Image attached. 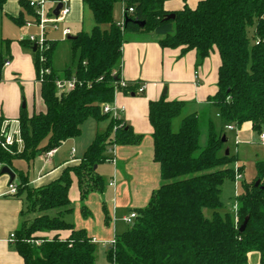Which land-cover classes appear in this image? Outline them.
I'll return each instance as SVG.
<instances>
[{"label": "trees", "instance_id": "16d2710c", "mask_svg": "<svg viewBox=\"0 0 264 264\" xmlns=\"http://www.w3.org/2000/svg\"><path fill=\"white\" fill-rule=\"evenodd\" d=\"M81 1L91 12L94 25L89 32L81 30L68 40L72 68L60 73L53 69L56 41L48 39L34 51L27 39L18 41L30 51L44 105L43 110L31 114L20 108L21 148L3 147L0 141V170L8 167L14 172L15 179L9 184H15L14 196L24 197L31 215L24 221V212L20 214L13 238V248L23 264H94L93 239L84 228L65 221L63 214L73 209L68 197L72 176L77 181L80 211L88 215L84 202L92 193L102 194L105 187L94 166L106 161L111 145H138L143 140L144 136L134 133L123 119L113 120L102 112L103 104L113 102L115 87L134 93L138 86L128 82L119 87L122 46L128 33H152L162 48L180 47L181 54L194 50L196 67L216 50L220 64L216 92L206 99L208 108L184 114L185 101L161 97L148 102L152 155L161 183L144 207L133 210L136 217L129 228L114 236L106 253L108 262L248 264V253L256 251L258 264H264V160L255 162L253 179L241 184L233 202L235 213L220 212L222 185L226 179L234 180L231 164L235 157L222 152L226 134L216 129L210 116L213 107L225 126L237 130L249 123L257 136L264 132V0H179L181 6L176 10L165 8L168 0H128L126 5L133 12L125 14L122 27L112 15L117 0ZM5 2L0 0V12ZM29 2L19 1L22 12L11 18L16 25L24 23L23 13L33 14ZM169 14L174 17L164 19ZM136 22H144L143 27ZM11 42L0 33V82L4 62L11 59ZM58 78H74L76 85L58 93ZM88 118L107 124L95 131L78 162L63 167L58 177L45 185L30 186L28 176L15 162L30 164L37 155L78 137ZM202 128L206 132L204 147L200 146ZM223 136L225 142H221ZM102 210L108 223L104 202ZM50 211H55L54 215ZM246 217L245 229L240 232ZM65 230L69 235L61 238L58 233ZM49 232L55 234L51 238L37 235Z\"/></svg>", "mask_w": 264, "mask_h": 264}, {"label": "crops", "instance_id": "0c3cea01", "mask_svg": "<svg viewBox=\"0 0 264 264\" xmlns=\"http://www.w3.org/2000/svg\"><path fill=\"white\" fill-rule=\"evenodd\" d=\"M19 1L20 0H6L3 10L0 12V32H4L5 23L12 22L11 18L18 17L22 12ZM62 2L70 8V12L61 23L76 24L82 22L85 10L82 1L62 0ZM180 6L181 2L179 0H168L165 3V8L167 10H176L180 8ZM26 16L30 17L31 15L28 16L23 13V19ZM64 30L70 33L68 27ZM10 55L11 59L9 65L4 67L5 71L3 75L7 80L12 79L13 81L10 82L11 84L0 82V117L8 123L11 121L17 122L21 107L18 108L19 96L17 92L12 94L10 98L5 97V90L8 89L7 87L12 86L13 88V85L15 87L16 83L14 80L18 81L20 84L23 82V77L28 78L29 73H33L34 75L33 85H38L35 81V71L30 51L20 44L16 48H13V43L11 42ZM195 62L196 53L194 50H189L181 54L180 47L162 48L157 42V37L152 33H135L127 37V42L122 46L119 73L121 78L126 82L142 84L144 90L141 95L118 91L115 93L113 103L118 108L122 109L120 112L121 119L130 125L134 133L142 134L144 137L138 145L116 146L115 164L106 160L112 166L113 170L112 176L107 183L108 189L111 190L109 194L105 190L106 187H104L103 193L99 196V200H101L100 212L103 216L102 222L104 226L98 227L96 233L99 232L102 235H108L109 223L104 222L102 202H104L107 212L109 203L112 204L113 212L124 207H129L130 212H132L136 208H141L140 206L146 200H149L151 193L157 189L161 183L159 178V166L153 161L152 155V127L148 120V102L158 100L161 97H165L167 100L185 101L187 105L184 114L200 111L209 107L206 99L208 96L213 95L217 89V72L220 64L218 52L216 50L213 51L198 67L195 66ZM43 109L44 105H42L41 110ZM210 116L212 120L213 117L219 119L217 110L213 107L210 108ZM106 124L107 122L105 126ZM221 125L223 126L220 129L224 131L236 132L238 142L247 138L250 133H254L249 123H244L237 130L227 129L222 122ZM216 129L220 130L218 128ZM97 130L98 128L96 127V131ZM61 145L56 148L52 156L46 159L47 162L45 166H49L51 169L47 172H38L35 178L30 176V173L26 170L24 165L22 166L20 163H16V167L28 176L30 186L33 188L43 186L58 177L63 167L78 162L79 158L73 157L75 151L73 153L71 151L69 155L58 156ZM223 150L224 147L222 152H225ZM43 154L44 153L39 154L36 157L41 158ZM108 156L109 154L107 153V157ZM235 159L238 165L244 168L239 159ZM55 163H58V165H55ZM24 164L29 166L26 161H24ZM96 170L103 178V175L100 173L102 171L98 169V165L96 166ZM122 172H127L131 176L129 182H126L125 178H123ZM241 172L243 174V169ZM134 175L138 180V185L132 183ZM110 181L114 182V186L108 185ZM9 182V177L7 175L3 174L0 176V264H23V260L13 248V242L9 240V236L19 227L20 214L25 211L26 204L22 196L17 197L8 194ZM120 184L124 185L121 187ZM123 191L129 195L126 200H123L122 196H120ZM107 196L111 199H107ZM68 197L71 203L73 201H79V190L74 176H72ZM87 199L85 201L86 205L88 204ZM124 217L126 216L124 215L121 217V221L123 222H125L123 220ZM123 231L125 230H120V233ZM111 233L113 237L116 235V220ZM54 234L55 232L40 233V235L47 236L48 238H51ZM58 234L61 238H66L69 235V231H60ZM91 234L92 236L88 235L94 241L95 235H93V233ZM109 241L110 240L107 242Z\"/></svg>", "mask_w": 264, "mask_h": 264}, {"label": "rangeland", "instance_id": "374dc122", "mask_svg": "<svg viewBox=\"0 0 264 264\" xmlns=\"http://www.w3.org/2000/svg\"><path fill=\"white\" fill-rule=\"evenodd\" d=\"M124 6L123 2L121 0H117L114 3L113 6V19L115 21H119L123 18V15L121 13V8ZM30 17H25L24 20H29ZM94 25L92 14L91 12L85 7L83 19L82 22L76 23V24H62L61 22L57 24L56 30H48L46 34L47 39H52L56 41V48L53 54V60H52V67L55 71L58 73L62 72L63 69L70 67H73V60H72V52H71V43L66 39L67 36L63 34V30L68 27L70 29V36H75L79 31L83 30L85 32H89L92 26ZM4 32H0L2 37H7L12 40L13 48H16L19 46V40L26 38L29 34H37L36 28L26 27L25 25H16L13 22L5 23L4 24ZM128 36L130 33L127 34ZM5 69V68H4ZM3 69V74L4 70ZM2 74V80L1 82H5L7 84H11L12 79L7 80L4 78V75ZM33 73H29L28 78L23 77V82L20 84L18 81L14 80L16 83V86L13 88L12 86L7 87L8 89L5 90V94L7 98H10L12 94L16 93L19 96V102H18V108L22 107L23 102H25L26 105V111L27 113L32 112H38L42 109V100L40 98L39 94V87L38 85H33ZM18 83V84H17ZM141 95V94H137ZM180 118L176 119L173 123V128L176 129L178 121ZM213 121L215 124V127L220 129L223 125H221V122L218 118L213 117ZM107 121H101L99 123H96L92 118H88L83 124L81 128V134L73 139H70L66 141L61 147L59 148L58 156L61 155H69L72 150H74L73 157L80 158L85 151L86 147L89 145L91 140L93 139L94 131H96V127L98 130H101L104 128L105 123ZM10 126V132L12 134H15L16 138L18 137V123L15 121L9 122ZM226 134L227 141L224 143V150L229 151L230 156H234L235 158L239 159L241 165L244 167L238 165L236 162V159L233 158L232 162V168L235 171V168L239 172L243 169L242 178L239 181H234L233 179H226L222 185V191L220 195V199L223 202V208L220 210V212L224 211H230L233 213L232 205L235 201V197L241 190V184L243 182H250L254 175H255V162L264 160V144H262L259 141V137L255 133H250V135L247 136V138H244V140H241L238 142L236 138V132L234 131H224ZM206 143V132L202 128L201 129V136H200V146L204 147ZM58 159V158H57ZM71 159V158H69ZM46 157L44 154L41 156V158L36 157L33 162L27 166L24 164V161L18 160L15 163H20L22 166L24 165L26 170L30 173L31 177H36L38 175V172H47L51 168L46 165ZM55 165H58V163H55ZM238 166V167H237ZM98 169L102 172H100L103 175L104 183H105V190L107 193L110 194V190L108 189L107 183L112 176L113 170L112 166L107 162H103L98 164ZM123 178H125L126 182L131 180V176L127 172H122ZM133 184L138 185V180L136 179L135 175L133 176ZM121 185V184H120ZM124 185V184H123ZM121 185V187L123 186ZM25 196V194H23ZM99 196L101 194L98 193H92L88 196V206L89 214L83 215L80 211L82 203L80 201H73L71 203V207L73 208L72 211L66 212L63 214V219L71 224H73L76 228H84L87 231V234L92 236L95 235V240L93 241L95 243V260L94 264H110L108 262L106 253L107 249L110 247L108 240H111L113 238L112 229L115 226V220H116V234L120 233V230H126L129 228L131 223H126L121 221L122 216H128L130 209L129 207L121 208L117 211L113 212L112 204L109 203L108 207V215H109V229H108V235H102L99 232L96 233L97 228L104 226L103 225V216L100 212V206H101V200H99ZM123 200L128 198L129 195L126 194L125 191L121 193ZM108 197V196H107ZM23 200L24 197H22ZM111 199V198H107ZM120 199V198H119ZM105 200V199H104ZM146 200L140 207H144L147 204ZM86 204V202H84ZM55 211H50V215H54ZM206 214L209 215L210 211L206 210ZM27 218H31V215L29 214V211L27 210V207L24 211L22 220H27ZM98 231V230H97ZM40 236V233L37 234ZM107 239V240H106ZM258 253L256 251H251L248 253V264H257L258 260Z\"/></svg>", "mask_w": 264, "mask_h": 264}, {"label": "built area", "instance_id": "2783aa9c", "mask_svg": "<svg viewBox=\"0 0 264 264\" xmlns=\"http://www.w3.org/2000/svg\"><path fill=\"white\" fill-rule=\"evenodd\" d=\"M124 4L121 8V13L123 18L117 21L118 26L122 27L124 23V16L125 14L133 12V8L126 5L128 0H121ZM62 3L61 8L58 11L57 15L53 14L54 9L56 8L57 4ZM29 5L33 8V14L30 16L29 20H25L23 25L26 27H35L37 34H29L25 39H27L32 45L38 46L39 48L42 47L46 40L47 31L50 29H57V24L63 22L65 18L68 16L70 12V8L66 6L62 0H30ZM63 34L68 36L69 33L67 30H63ZM9 65V60L4 62V67ZM48 72V70H46ZM128 82L124 81L123 79L119 83V87L127 86ZM76 85V80L74 78L64 79L58 78L55 80V88L58 93L66 92L73 89ZM144 90V86L142 84H138V86L134 90V94H142ZM118 92V88L115 87V93ZM122 111L121 108H118L113 102L106 103L102 105V112L109 114L110 118L113 120H119L120 112ZM226 128L229 130H235L232 125H226ZM18 137L16 138L15 134L10 132L9 123L6 120H0V138L1 144L3 147H9L15 145L18 148H21L23 145L22 139L19 134L18 130ZM259 141L264 144V132L259 134ZM115 148L116 145H111L107 157V161L115 164ZM56 151V148L50 149L49 151L44 153V156L49 158L53 155ZM74 150H72V153ZM238 167V166H237ZM235 175L234 181H239L242 178V172H239L237 168H235ZM109 186H114V182L110 181ZM8 194L14 195L16 192L15 184L8 185ZM233 212L236 211V203L232 205ZM136 217L134 211L130 212V214L123 218L126 223H131L133 219ZM14 233H11L9 236V240L13 242ZM114 242V237L110 240L109 245H112Z\"/></svg>", "mask_w": 264, "mask_h": 264}, {"label": "water", "instance_id": "95a60500", "mask_svg": "<svg viewBox=\"0 0 264 264\" xmlns=\"http://www.w3.org/2000/svg\"><path fill=\"white\" fill-rule=\"evenodd\" d=\"M61 6H62V3H59V4H57V6H56V8L54 9V11H53V14L54 15H57L58 14V11H59V9L61 8ZM174 16H173V14H169V15H167V16H165V18L164 19H172ZM136 24L140 27V28H142L143 27V25H144V22H136ZM75 38V36H70V35H68L67 37H66V39L67 40H72V39H74ZM35 48H36V46L35 45H33L32 46V51H34L35 50ZM22 108H25V102H23V104H22ZM221 142H225V138H224V136L221 138ZM225 155H228V150H225ZM94 169H96V165L94 166ZM0 173L3 175V174H5V175H7L8 177H9V181L10 182H12L13 180H14V178H15V174H14V172H12V170L11 169H9L8 167H3L1 170H0ZM258 184V181H256L255 182V185H257ZM247 217L244 219V221L242 222V224L240 225V227H239V231L240 232H242L244 229H245V226H246V223H247Z\"/></svg>", "mask_w": 264, "mask_h": 264}]
</instances>
